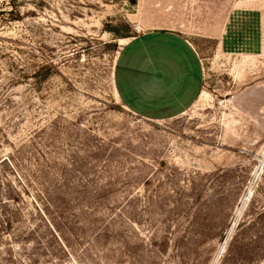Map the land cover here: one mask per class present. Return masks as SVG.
Masks as SVG:
<instances>
[{
  "label": "rangeland",
  "instance_id": "rangeland-1",
  "mask_svg": "<svg viewBox=\"0 0 264 264\" xmlns=\"http://www.w3.org/2000/svg\"><path fill=\"white\" fill-rule=\"evenodd\" d=\"M164 25L198 93L142 115L118 71ZM0 264H264V0H0Z\"/></svg>",
  "mask_w": 264,
  "mask_h": 264
},
{
  "label": "crops",
  "instance_id": "crops-1",
  "mask_svg": "<svg viewBox=\"0 0 264 264\" xmlns=\"http://www.w3.org/2000/svg\"><path fill=\"white\" fill-rule=\"evenodd\" d=\"M227 38L222 36L223 44ZM198 60L196 51L170 26L133 38L118 71L125 103L142 115L178 113L196 99L202 74Z\"/></svg>",
  "mask_w": 264,
  "mask_h": 264
}]
</instances>
